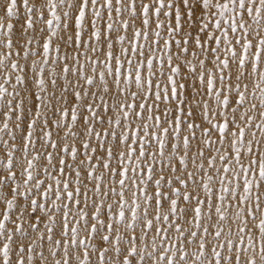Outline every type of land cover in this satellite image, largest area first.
<instances>
[{
  "label": "snow or ice",
  "instance_id": "obj_1",
  "mask_svg": "<svg viewBox=\"0 0 264 264\" xmlns=\"http://www.w3.org/2000/svg\"><path fill=\"white\" fill-rule=\"evenodd\" d=\"M0 264H264V0H0Z\"/></svg>",
  "mask_w": 264,
  "mask_h": 264
}]
</instances>
